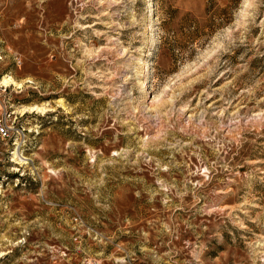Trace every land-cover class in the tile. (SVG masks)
<instances>
[{
  "label": "rangeland",
  "instance_id": "rangeland-1",
  "mask_svg": "<svg viewBox=\"0 0 264 264\" xmlns=\"http://www.w3.org/2000/svg\"><path fill=\"white\" fill-rule=\"evenodd\" d=\"M0 123V264H264V0H0Z\"/></svg>",
  "mask_w": 264,
  "mask_h": 264
},
{
  "label": "built area",
  "instance_id": "built-area-1",
  "mask_svg": "<svg viewBox=\"0 0 264 264\" xmlns=\"http://www.w3.org/2000/svg\"><path fill=\"white\" fill-rule=\"evenodd\" d=\"M7 133H8V127L6 126V124L0 123V134L6 135Z\"/></svg>",
  "mask_w": 264,
  "mask_h": 264
},
{
  "label": "bare ground",
  "instance_id": "bare-ground-1",
  "mask_svg": "<svg viewBox=\"0 0 264 264\" xmlns=\"http://www.w3.org/2000/svg\"><path fill=\"white\" fill-rule=\"evenodd\" d=\"M9 83V82H8Z\"/></svg>",
  "mask_w": 264,
  "mask_h": 264
}]
</instances>
